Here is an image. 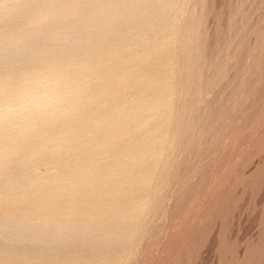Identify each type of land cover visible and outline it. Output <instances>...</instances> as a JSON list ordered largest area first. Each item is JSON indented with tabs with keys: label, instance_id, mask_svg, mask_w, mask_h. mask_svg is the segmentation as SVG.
<instances>
[{
	"label": "rangeland",
	"instance_id": "374dc122",
	"mask_svg": "<svg viewBox=\"0 0 264 264\" xmlns=\"http://www.w3.org/2000/svg\"><path fill=\"white\" fill-rule=\"evenodd\" d=\"M17 1L18 4L16 3ZM72 1L74 5H77V7L75 8L79 11L77 17L75 16L73 20L69 17H62L61 19L55 20L54 16L53 18H51L52 16L50 15L52 13V11H50L52 10V8H50V5L52 4V2H55V0H0V63H3L2 65H0V78L8 79L19 74L33 72L32 70H29L31 69V65L26 62L32 60L34 64H37V62L39 61H37V58L45 54L46 51L50 53L49 57L52 56L51 58L53 59V61L51 59L52 62H48L49 65L56 64L65 68L69 75L68 77L73 79L74 75L80 71V75L79 77H77L78 79L74 78L75 82L70 80L69 78L70 87L68 91V97L63 107L64 109H66H62L63 112L60 111V113L56 115L57 117H55V119L57 121L48 120L46 122L48 123L49 121H51L49 122L50 124H54L55 122L57 123L52 125V127L51 125L43 123L40 125H36L37 127H32L30 130H25L26 133L30 131L31 134L33 133L32 136L35 135V138L33 137L32 139L28 138L30 137L28 133L20 134L21 131L18 132L17 130L13 129L11 130V132L9 130L11 132H9L10 134L15 133V137L20 134L18 135L20 136V138L17 137L19 139H21V137L24 135L25 138H23L25 139V141L28 138L27 141L24 142V139L15 140L13 137L14 135L9 136L8 134V136L11 137L12 141L14 142V146H16V148L10 147L12 141L9 140L11 141L9 144L8 139L6 140V138H8L7 136L4 135L3 137H1L2 135H0V138L7 141H0V145H2L3 148L7 147L9 151L11 150V152H13V148L16 149L14 151L23 152L24 156L21 157L22 159L25 156L27 158V155L30 159H32L34 154V156L36 157H41L45 152V156H48L54 152H58V145L60 144V140H63L62 142L60 141V149H63L64 147L63 150H68L70 149L69 146L71 144L67 141V139H71V136L73 137V141H76H74L75 143L73 144H77L75 145V147L82 146L83 149L85 147H91V145H89L91 144L89 139H93V135L95 138H97L99 134H104L105 131H109L110 125L112 126V124L118 122L117 120H119L122 113L120 115V111H116L117 107H115V109L113 108L114 106L118 105V99L120 100V97H123L126 94H129L130 96V93L133 91V89L135 90V93L138 94V97L141 96L139 97L140 102L142 100L145 103L150 102L151 105H147H149L151 109L153 103L149 100L153 94V89L148 88L147 86L142 84L144 83L143 77L144 79H147L149 76L155 75L160 71L161 73H165L167 71V73H171L172 70H176L175 68L177 67L174 66V62H176L179 56V53L176 52L177 48L174 41L178 34L176 32L180 31V29L182 28L180 27V25L184 26L183 24H185L184 22H186L187 17H189L191 12L195 11L193 10L195 8L192 7V2L195 0H169L171 3L173 1L172 5H175L174 9H176V11L173 10L170 15L166 13L158 15V11L155 10L158 8H151L149 14H151V11L154 10L153 13L155 12L154 14L157 15H154L153 13L152 15H148L147 18L144 19V23L141 21L139 25L133 26L134 28H130L132 32L126 34L124 33V31H114L115 29H117L112 19V13L114 9L111 6H109L108 8L106 7V5H114L113 2H116L115 5L118 6L117 3L122 0H97L94 3H90V0ZM205 3L206 5H208L206 7L209 8L207 10V14L205 15V24H203V28L205 29H203V31L204 33L206 32L205 36L207 35L205 37L207 39L206 51L209 53L211 52L210 54L215 53L214 48L216 46L217 34L220 35H218L219 37L223 35L220 40H223L221 42L224 45V42L229 40V42L227 41L226 45L223 46L224 51L226 47L228 49H226L227 51L224 52L225 60L223 63L226 66L224 68L225 71H223L224 74L223 76H221L222 78L217 79V81L219 80V82H217L218 84L214 85L215 87L211 88L212 90L210 89L211 91L209 90L207 91V93H203V97H205L204 100L207 102L202 100L199 104L200 111H202L203 107L208 106L210 102L213 107L211 105L210 106L212 108H214L215 106L216 110L212 116L207 131L203 135L196 138L197 143H195L193 147H189L190 149H181L183 151L185 150V152H182L178 149L174 152V154L177 153V156L173 154V158H175L174 160L176 161V163L174 164L176 165H173L171 172L172 176L169 179L170 182L166 184L165 189L162 192L164 200L162 199V202L159 205V207L162 208H159L157 206L156 210L151 213L152 215H149L148 220H146L147 224H145L146 227L144 229L143 237L140 239L133 253L128 256L125 264H264V0H205ZM238 4H242L240 5L241 8L239 9V12H241V14L238 13L237 15H235V17L233 16L235 12L233 10L239 7ZM232 7L235 8H233L232 10ZM87 9L94 11V14L92 15L98 18L95 24L98 25V29H100V31H102L104 28L107 30V28L111 25V30H107V32L108 37L111 36L110 39H112L110 41L104 42V48L99 45L91 44L90 46H88V48L84 47L85 51L88 50L90 52H93L96 50V52L99 53V51L103 50L101 52H104L103 54L107 55L106 58L108 59L104 58V60H102L90 58L89 56H91V54L87 51L88 54L79 53L80 55L78 54V57L74 56V59L70 57L71 60L69 61L68 58L63 56V51L68 46H78L77 42H80L83 35L85 34L84 28L86 26V23L89 22V17H84ZM230 10L233 11V13L231 12L230 14ZM120 13L121 16H125L126 14L125 11L124 13ZM43 14L45 17L41 18L43 17ZM47 15H50L51 17L48 18ZM229 15H231V18L235 17L236 19H238L236 21L235 29H238V26L244 27L245 29L247 27L245 31L244 42L241 43L242 45L236 44L238 42L237 38L239 35H237V31L235 29L233 31L231 30V33H234L233 36H236L233 38L234 40L231 39V33H228V31L230 32V30L227 29L226 24L229 25L227 21L229 22V20H231ZM35 16L37 17L35 18ZM149 16L150 18H148ZM235 18L234 20H236ZM105 21L111 22H109V26L104 25L105 23H107ZM244 23L246 24V26ZM106 26L108 27L106 28ZM221 26L225 32H222ZM216 27H218L219 29ZM229 27L230 26H228V28ZM36 28H39L41 30V33L38 36L32 37V43H27L26 40L30 37L32 31ZM68 31L71 32L69 33L70 39L69 41H66L65 44L64 42H62V38L64 33ZM262 31L263 33H261ZM257 32H259V35ZM230 35L231 37L229 38ZM14 36H18V38H20V41H16V49H19L20 47L26 45L24 53L26 57H23L21 53L17 54L18 50L16 51V53H10L11 51L9 49H5V47H7L6 43L8 42V40ZM230 40L232 43H230ZM229 45L232 47L230 48ZM233 47H235V50H233ZM84 48H81V50L83 51ZM89 48H91V50H89ZM237 48L239 49L236 52ZM78 49L80 50V48ZM212 50L214 51L212 52ZM228 51L229 54H227ZM234 51L236 52L237 56L235 55ZM96 52H93L94 55L96 54ZM93 53L92 56H94ZM110 55L112 57H109ZM238 57L239 59H237ZM24 58H27L28 60H23ZM226 58L228 59L226 60ZM209 59L206 60L207 64L212 62V60L210 59L211 61H209ZM100 61L103 62L101 63ZM167 62L168 64H166ZM119 64L121 65L120 67L118 66ZM123 64L124 66H122ZM125 64H127L128 66ZM37 65H35L36 69ZM38 66L42 68L40 64ZM42 66L43 68L46 67H44V65ZM121 67L123 70H120ZM40 68L39 70H41ZM115 70L116 73L111 74L112 71L115 72ZM128 70H131L129 74ZM210 70L211 68H208L207 71L209 72H206L210 73ZM74 71L75 74L73 73ZM105 71H107V73ZM154 71H156V73ZM71 72L73 74L70 76ZM100 72L103 75L106 74V76H102ZM119 74H121V76L123 77L119 76ZM96 75L97 77L95 78ZM104 77L105 79H102ZM125 77L127 78L126 80L124 79ZM79 78H81V80ZM101 79L103 81H106L103 82ZM107 81L109 84L105 85ZM172 81L173 82L166 84V86L163 85L164 87L158 89V92L159 94L162 93V95L165 96L166 93L168 94V91L170 90L171 92L169 94L174 93L175 95V103V97L177 95V97H180L181 88L180 90L178 89L177 91L179 92H177L174 88L177 85L176 80ZM112 82L114 83L112 84ZM88 83L89 85H87ZM102 83L106 87L102 86ZM130 84L132 85L130 86ZM90 85L92 87H89V89L88 86ZM119 87L120 89H118ZM131 87L133 89H131ZM143 89L144 91L147 89L146 92L148 91V93L146 95ZM114 90L115 92L119 93L120 97L119 95H116V93L112 92ZM141 90L142 93H144L143 95L145 98L142 97L143 95H141ZM125 91H128V93L124 94ZM73 92L75 93L73 94ZM176 92L179 94L176 95ZM132 93H134V91ZM72 95L73 97H75L76 95L77 96L73 98ZM109 95L112 96V99L110 98L111 100L108 99ZM77 97L80 98L77 99ZM144 99L148 101H145ZM93 100L96 102L94 103ZM102 100L104 102H102ZM71 101L73 103L76 101L75 104L78 105V108L76 110L80 111L79 117L78 115L73 113V110L70 109V106L73 104ZM89 101H91L92 103ZM110 101L112 102V104H114L113 106ZM212 101H214V103ZM85 103L88 105H86ZM96 103L102 107H104L103 104H107V107L105 108L108 110L106 111V109L104 108V111L102 110V112L109 114L105 116L106 114L102 113L103 115L101 114L100 117L103 116V120L99 117V121L96 120L98 122L84 121L83 119L87 117L85 115H87L88 112L93 113L94 111H96V108L99 107V105H97ZM205 103L208 104L205 105ZM83 104H85V106ZM93 105L96 107H94ZM132 107L133 106L130 103L125 112H127V110L131 109ZM109 108H111V111L113 113L109 110ZM173 108L172 110H170L171 115H174L173 113H175V108L174 110ZM86 109L89 111H87ZM66 110L70 111H68L67 113ZM69 112L76 115L77 117L70 114ZM160 112L161 114H163L164 110H161ZM59 115L62 117H60ZM108 116L111 117L109 118ZM60 118L63 124H61ZM173 119L174 116H171L170 119H168L169 121L167 122H170ZM74 121L79 122L76 124ZM82 121H84V123ZM86 122L89 124H87ZM84 124H86V126L90 125V131H87L88 127L84 126ZM42 125L46 126L42 127ZM47 126H50V129L48 128L49 131L47 129ZM53 126L55 127V129L53 128ZM74 127H76L77 129H73ZM34 128L39 132L37 133ZM39 128L41 129V131ZM51 128H53L52 130H55L56 134L54 133V131H52L55 136H60V140H58L59 136L57 137L58 144L57 141H52L55 138H52L51 140V138L49 137V135L51 134ZM94 129L97 130L94 131ZM98 129L100 130L99 134L96 133L99 131ZM57 130L59 132L61 131L62 135ZM101 130L105 131L102 132ZM32 131H34L35 134ZM16 132H18V134ZM67 132L69 134V137ZM83 132L88 133L85 134ZM41 133H43V135H41ZM63 133H66V136L68 138H66ZM53 134L52 136H50L53 137ZM71 134L75 135L76 137ZM37 135L41 137L38 138L39 136ZM47 135L48 137H46ZM79 135H83V138L81 139V136ZM77 136L79 139L77 138ZM195 137L196 135H193V138ZM34 139H37L38 141L35 140L36 142H34ZM83 139L88 140L84 141ZM31 141L33 142L34 146L36 145V148L34 149H38L37 151L43 152L42 150L45 148L50 151H46L45 149L44 153H38L35 150V153L33 150V144H30L32 143ZM42 141L44 143L46 141L48 144H44ZM49 141L52 145L57 144V147L56 145H54L55 147L52 146ZM15 142H20L18 144L21 145L17 146V144L15 145ZM40 142L43 143L44 146H46L47 144V147H44ZM71 143L73 142L71 141ZM23 144L24 146H22ZM85 144H88L89 146ZM30 145H32V148ZM2 146L0 147L2 148ZM25 146L27 148H24ZM38 146L43 147L40 149ZM1 148L0 150H3V152L1 153L4 154L5 151ZM22 148L25 150H23ZM7 149L6 152H8ZM30 151L33 153V155ZM1 153L0 158L2 157ZM9 157L11 158V156ZM14 157L15 156H12V158ZM179 157H181L182 159ZM29 158H27V160H25V158L23 159L27 161L25 162L26 165ZM22 163L24 162L21 161L18 164L15 163L17 164L16 166L19 165V170L22 169V166H20V164L22 165ZM3 166H8L6 168L10 170V166L12 167L13 163H7ZM16 166L15 168H17ZM1 167L0 169L4 171L5 168ZM2 170H0V172H3ZM9 170L6 171L9 172ZM6 171L3 174L0 173V182L4 179L3 178L1 180V178L3 176L5 177V174L8 173ZM26 176H28V174ZM146 179L148 180H145L143 186L140 187L141 190L139 191H141V193H137L139 197H141V195L143 196L149 189L151 190L155 184V182H153L155 181L154 179H151L150 177H147ZM1 184L4 183L1 182ZM12 186L14 187L13 190L15 191L16 185ZM1 187L2 189L6 188L5 185V188L3 187V185H1ZM143 187H145L146 189ZM157 210H160L159 212H161V214ZM149 222L151 223L149 224ZM2 244L3 242L0 240V247L6 246L4 244L2 246ZM128 259H130V261Z\"/></svg>",
	"mask_w": 264,
	"mask_h": 264
},
{
	"label": "bare ground",
	"instance_id": "6f19581e",
	"mask_svg": "<svg viewBox=\"0 0 264 264\" xmlns=\"http://www.w3.org/2000/svg\"><path fill=\"white\" fill-rule=\"evenodd\" d=\"M96 1L97 0H90V3H94ZM140 1L142 2V4ZM16 3L18 4V1ZM172 3L169 0H122L117 3L118 6L115 5L116 2H113L114 5H106V7L108 8L109 6H111L114 9L112 13V19H113V23L115 27L117 28L114 31H122V32L124 31V33L128 34L132 32L130 28H134L133 26L139 25L141 21L143 22L144 19L147 18L148 15H152L154 10L151 11L152 12L151 14H149L150 13L149 11L151 8L155 9L157 7L158 9H155V10L158 11V15L159 14L162 15L165 13L170 15V13L173 10L176 11V9H174L175 5H172ZM192 3H193L192 7L195 8L193 10L195 11L191 12V14L189 13L190 15L188 14L189 17H187L186 22H184L185 24L182 23L184 26L180 25V27L182 28L180 29V31L176 32L178 34L176 36V39L174 40L176 48H177L176 52L179 53L178 54L179 56L176 62H174V66L177 67L175 68L176 70H172L171 73H167L168 71L165 72L167 74H165L164 72L161 73L160 71L155 75L149 76L147 79L146 78L144 79L143 77L144 83L142 84H144L148 88L153 89V92L151 91L153 94L149 100V101H152L153 103L151 109L149 105H147V104H150V102L145 103L143 100L141 102L139 101L140 99L139 97L141 96L138 97V94L135 93V90L132 87L131 89H133L134 93H132L133 92L132 91L130 93V96L129 94H126L123 97H120L119 93L115 92L114 90L112 92L116 93V95H119L120 100L118 99L119 103L117 101L118 105L115 104L117 106H114L113 109L117 107L116 111H120L119 113L120 115L122 113V115L120 118L118 117L119 120H117L118 121L117 123L112 124V126L110 125L109 131L103 130L105 131L104 134L103 133L99 134L100 130L98 129L99 131L96 132L99 134V135L97 134L98 137L96 136L97 138H95L93 135V139H91L93 141L89 139L91 143L89 145H91V147L86 148L84 146L86 149L85 148L83 149L82 146L75 147V145L77 144L75 145L73 144L76 141L74 140L75 141L74 142L73 137L71 136L74 133L70 135L72 139L71 140L68 138L69 134L67 132L68 137L66 136V133H63V135H65L66 138H68L67 141L71 144L69 146L70 149L63 150L64 149L63 147L64 143H63L62 145L63 149L61 148L62 149L61 150L60 146L63 140H60L59 135L55 136L53 134L52 131H54V133L56 134L55 130H52L53 128L55 129V127L53 126V128H51L50 135L52 136L53 134L54 136L51 137L49 135V137L51 138V140L52 138H55L54 140H52L55 142L57 141V137L59 136L58 140H60L61 142L59 141L60 146L58 145V148H59L58 152L53 151L54 153H51L50 155L45 156L46 152L44 150L46 148L42 150L43 152L37 151L38 149H34L36 148L35 147L36 145L34 146L33 142L31 141L32 143L30 144H33L34 152L36 150L38 153H44V152L45 153L43 155L44 157L43 156L36 157L34 156L35 154L33 155V153L31 152L33 150H31L30 152L33 155V157L32 159H30L29 156L27 155V158H29L27 165L25 163L27 162L25 161L27 160L26 156L24 157L25 160H23L24 158L22 159L21 157L24 156L23 155L24 153L21 151H14L16 150L15 149L16 146H14V142L12 141L11 137H9L11 135H14L13 137L15 140L16 139L23 140L25 138L24 134L26 133V131L20 132L17 130L18 132H20V134L24 133L23 134L24 136L21 135L22 136L21 139H19L20 136L18 135L20 134H18V132H16L18 134L16 135L19 138L15 137V133L10 134L12 132L11 130H10L11 132L8 131L6 134H2L1 137H3L4 135L8 137L6 138V140L8 139L9 144L12 141L13 145L11 144L12 146L10 145V147H15V148H13L14 150L12 149L13 152H11V150L9 151L7 147L4 146L5 148H3V146L0 145L2 146V148L1 147L0 148L4 149L5 151L4 152L5 156H4V154L1 153L3 152V150L2 151L0 150V153L2 156L0 158V167L2 166L3 168H5L4 171L0 169L3 171L0 173L3 174L6 170H9L8 168H6L8 166H3V165H6L7 163L8 164L13 163V166L12 167L10 166L9 172L6 171L8 173L5 174V177L3 176L1 178V180L4 178L1 181L4 184H1L0 182V184L3 185V187L4 185L6 186V188L4 187L5 189H2L0 185V188H1V191H0V240L3 242L4 245H6L4 247H0V264H125V261L127 260L128 256L131 253H133L135 247L139 243L140 239L143 237L144 229L146 227L145 224H147L146 220H148L149 215L153 213L154 210H156L157 206L159 207V205L162 202V199L164 198L162 195V192L165 189L166 184L170 182L169 179L172 176L171 172H172L173 165H176L174 164L176 163V161L174 160L175 158H173L174 152L177 149L187 150L189 147H193L195 143H197L196 138L203 135L207 131L209 124L211 122L212 116L216 110L215 106L214 108H212L213 106L210 104L211 103L210 102L208 106L203 107L204 109L202 108V111H200L199 104L205 98L203 97V93L205 92L207 93V91L215 87L214 85L218 84L217 82H219V80L217 81V79L222 78L221 76H223L224 74L223 71H225L224 68L226 67L225 64L223 63L225 60L224 52L227 51L228 49L226 47L224 51L223 46H225L226 42L227 41L229 42V40L226 39L227 41L224 42L225 43L224 45L221 42L223 40H220V38L223 35L219 37L220 35L217 34L216 46L214 48L215 51L212 50V52L214 51L215 53L210 54L211 52L210 53L207 52L206 51L207 50L206 49L207 39L205 38L207 35L205 36L206 32L204 33L203 31L204 29L203 24H205L204 23L205 22L204 20L206 18L205 15L207 14V10L209 8L206 7L208 5H206L205 0H195ZM143 4H144V7H143ZM238 5L239 7H237V9L235 10H233V8L235 7L231 8L233 11H235L234 15L232 14L233 16L237 15L238 13L241 14V12H239V9L241 8L240 5L242 4H238ZM75 7H77V5H74L72 0H55V2H52V4L50 5V8H52V10H50L52 11L50 15L52 17L50 15L49 16L47 15V16L48 18L49 17L53 18L54 16L55 20L61 19L62 17L63 18L69 17L70 19L73 20L75 16L77 17L78 12H79ZM124 11L126 12L125 16H121L120 12L124 13ZM233 11L230 10V14L231 12L233 13ZM92 14H94V11L89 10V9L86 10L84 17H89V22L86 23V26L84 28L85 34L83 35L80 41L81 43L77 42L78 46L76 47L68 46L63 51V56L68 58L69 61L74 56L78 57L80 55L79 53L88 54L87 53L88 50L85 51V48H88V46H90L91 44L99 45V46H102V48H104L103 47L104 42L110 41L112 39V38L110 39L111 36L108 37V32H107V30L108 31L111 30V25L110 27H108L110 21H105L107 23H105L104 25H108L106 26V28L108 27L107 30L104 28L102 31H100V29H98V25L95 24L98 18L96 16H93ZM154 15H157V14H154ZM42 16L43 17L41 18L45 17L44 14ZM230 16L231 15H229V17ZM36 17L37 16H35V18ZM235 17H232V18L230 17L231 20H229V22L227 21L229 25L226 24V26H227V29L230 30V32L227 30L228 33H231L236 28V21L238 19H236ZM148 18H150V16ZM234 18L236 20H234ZM228 26H230L229 27L230 29L228 28ZM239 27L240 26H238V29H235L237 31V35H239L237 38L238 39V42L236 43L237 45L244 42L245 31L247 29V27L246 29L244 27H240V28ZM221 29H222V26H221ZM223 31L224 29H222V32ZM40 33H41V30L39 28L34 29L30 37L26 40V42L32 43V40H33L32 37L38 36ZM69 33L71 32L68 31L64 33L62 42L65 43L66 41H69L70 39ZM257 33L259 35V32ZM261 33H263V31ZM233 34L234 33H231L232 40H234L233 38L236 37V36H233ZM231 35L229 36V38L231 37ZM235 35H236V32H235ZM19 39L20 38H18V36L17 37L14 36L10 38L8 42L6 43L7 47H5V49L6 50L9 49L11 51L10 53H16V51L18 50L17 54L21 53L23 57H26L24 54L26 45L20 47L19 49L15 48L16 41H20ZM222 39H225V38H222ZM230 43H232L231 40H230ZM230 45L229 47L231 48L232 46ZM78 48H80V50ZM81 48H84L83 51L81 50ZM233 48H234L233 50H235V47ZM238 49L239 48L236 49V52ZM89 50H91V48H89ZM101 51H99V53H97L96 50L93 51L94 53L96 52L95 55L92 51L91 52L88 51L91 54V56L89 57L93 59L96 58V59H102V60H104V58L108 59L106 58L107 55H104L103 54L104 52L102 53ZM236 52L234 51L235 55H236ZM92 53L94 56H92ZM49 54L50 53L46 51L45 54L37 58V61L39 60L37 64L38 65L40 64L42 68H40L36 63L34 64L32 60H29V62L27 61L26 63L31 65V69L29 70L39 71V68L43 69L42 65H44V67L48 66L49 65L48 62L51 61L52 59L51 58L52 56L49 57L50 56ZM227 54H229V51ZM109 57H112V56L110 55ZM209 58L212 60V62L207 64L206 60ZM26 59L27 58H24L23 60H26ZM210 59L209 61H211ZM227 59L228 58H226V60ZM237 59H239V57ZM100 62L102 63L103 61H100ZM2 64L3 63L1 62L0 65ZM166 64H168V62ZM35 65H37V69ZM118 66L120 67L121 65L119 64ZM122 66H124V64ZM166 67H169V66H166ZM208 68L209 69L211 68L210 73H207L209 72L207 71ZM116 70L115 72H113L114 71L113 70L111 74L113 73L115 74ZM120 70H123L122 67L120 68ZM130 71L128 72V74L130 73ZM79 72L75 74V71H74L73 73L75 75L74 77L72 76L73 79L69 77L70 80L74 81L75 79H78L77 77H79L80 75ZM105 72L107 73V71ZM154 72L156 73V71ZM73 73L71 72L70 76ZM97 75L95 76V78L97 77ZM101 75L106 76V74L105 75L101 74ZM81 76H82V73H81ZM119 76H121V74H119ZM134 76H137V75H134ZM79 79L81 80V78ZM83 79H84V76H83ZM102 79H105V77ZM124 79L126 80L127 78L125 77ZM172 80H176L177 85L176 87H174L176 91L178 89L180 90L181 88L180 97H177L178 96L177 94H179L177 92L179 91L175 93L177 95L175 97V103H174L175 95L174 93L169 94L171 92L170 90L168 91V94L166 93L165 96H163L162 93L159 94L158 92V89L164 87L163 85L166 86V84L173 82ZM105 81L106 80H104L103 82ZM113 83L114 82H112V84ZM107 84H109L108 81L105 85ZM87 85H89V83ZM91 85L88 86V88L92 87ZM105 85H103L102 83V86L106 87ZM131 85L132 84H130V86ZM108 86H111V85H108ZM118 89H120V87ZM146 90L144 91L143 89L145 95L148 93V91L146 92ZM74 93L75 92H73V94ZM125 93H128V91H125L124 94ZM141 93H142V90H141ZM144 93H142L141 95H143ZM108 97H109L108 99H110L112 96L109 95ZM142 97L145 98L144 95ZM79 98L77 97V99ZM114 98H118V97H114ZM96 101H94V103ZM145 101H148V100H145ZM75 102L74 103L72 102L74 105L72 104L70 106L71 107L70 109L73 110V113H75L79 117L80 111L76 110L78 108V105H76ZM102 102L104 101L102 100ZM212 102L214 103V101ZM130 103L132 104L133 107L131 109H128L127 112H125L126 109L129 107ZM85 104L83 105L85 106ZM206 104L208 103H205V105ZM103 105L104 107L99 105V107L96 108V111H94L93 113L88 112V114L85 115L87 117L83 120L84 121L98 120L101 114L103 113L102 110L104 111V108L107 107L106 106L107 104L106 105L103 104ZM113 105L114 104H112V106ZM173 107L175 108V113H173L174 115H171L170 110H172ZM107 110L108 109H106V111ZM109 110L111 111V108H109ZM161 110H164L163 114H161L160 112ZM61 111L63 112V110ZM66 111H65V114H66ZM69 113L72 114L71 112ZM103 114H106V113H103ZM107 114L105 116H107ZM169 114H170V117L174 116V119H173L174 121L172 120L170 122H167L169 121L168 119H170ZM56 115L53 116L50 120L51 121L56 120L55 119V117H57ZM102 117L100 118L102 119ZM108 117L110 118L111 116H108ZM84 121L82 122L84 123ZM49 122L46 124L51 125V127L52 125L57 123L55 122L54 124H50ZM60 122L61 124H63L61 121V118H60ZM78 122H75V123L77 124ZM45 126L42 125V127H45ZM84 126H86V124H84ZM89 126H86L88 127L87 131H90L89 129L91 127L89 128ZM104 127H107V126H104ZM48 128L50 129V126H47V129ZM75 128L76 127H74L73 129ZM95 130L97 129H94V131ZM29 132H27L28 135L30 136L28 138L32 139L35 135L32 136L33 133L31 134L30 132L29 134ZM36 132L38 133L39 131H36ZM59 133H61V131ZM41 135H43V133H41ZM193 135H196V137L193 138ZM82 136H81V139L83 138ZM40 137L41 136H39L38 138ZM46 137H48V135ZM35 140L37 139H34L33 141L36 142ZM0 141H5V140L2 139ZM23 141L26 142L25 139ZM71 141L73 143H71ZM18 143L20 142H17V143L15 142V145L16 144L17 146L21 145ZM45 143L47 142L45 141ZM47 144L44 147H47ZM57 144H58V141H57ZM57 144H54V145H56L57 147ZM85 145L89 146L88 144H85ZM22 146H24V144ZM30 146L32 148V145ZM42 147L40 146L39 148L41 149ZM24 148H27V147L25 146ZM78 148L82 150H79ZM6 149L8 150V152H6ZM47 150L48 149H46V151ZM185 150L184 151L181 150V151L185 152ZM9 156H11V158ZM12 156H15V157L12 158ZM21 161H23L25 164L24 163H22V165L20 164V166H22L21 167L22 169L20 168L21 170H19L18 169L19 165L18 166L16 165L20 163ZM14 164L17 168H15ZM27 174L29 177L26 176ZM0 177H1V174H0ZM145 177L146 178L150 177L151 179H154L155 181L153 182H155V184L151 190L149 189L143 196L141 195V197H139L137 193L138 192L141 193V191H139L141 190L140 187L143 186V183L145 182V180L146 181L148 180ZM12 185H16L15 191L13 190L14 187ZM159 208H162V207H159ZM159 213L161 214V212ZM150 223L151 222H149V224ZM4 234H5V237H4ZM130 259L128 260L130 261Z\"/></svg>",
	"mask_w": 264,
	"mask_h": 264
},
{
	"label": "clouds",
	"instance_id": "9594fccd",
	"mask_svg": "<svg viewBox=\"0 0 264 264\" xmlns=\"http://www.w3.org/2000/svg\"><path fill=\"white\" fill-rule=\"evenodd\" d=\"M69 87L67 70L56 64L0 78V135L46 123L63 109Z\"/></svg>",
	"mask_w": 264,
	"mask_h": 264
}]
</instances>
